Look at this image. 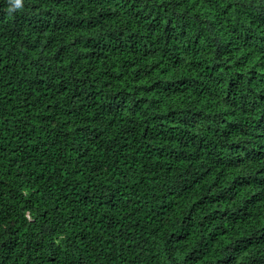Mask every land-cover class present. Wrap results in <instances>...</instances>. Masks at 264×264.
I'll return each instance as SVG.
<instances>
[{"label":"trees","instance_id":"obj_1","mask_svg":"<svg viewBox=\"0 0 264 264\" xmlns=\"http://www.w3.org/2000/svg\"><path fill=\"white\" fill-rule=\"evenodd\" d=\"M0 0V264H264V0Z\"/></svg>","mask_w":264,"mask_h":264},{"label":"clouds","instance_id":"obj_2","mask_svg":"<svg viewBox=\"0 0 264 264\" xmlns=\"http://www.w3.org/2000/svg\"><path fill=\"white\" fill-rule=\"evenodd\" d=\"M23 0H10V6L8 8L9 13L13 10H19L22 7Z\"/></svg>","mask_w":264,"mask_h":264}]
</instances>
